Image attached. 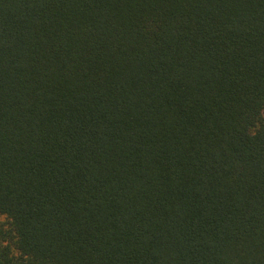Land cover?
I'll use <instances>...</instances> for the list:
<instances>
[{
    "label": "trees",
    "instance_id": "obj_1",
    "mask_svg": "<svg viewBox=\"0 0 264 264\" xmlns=\"http://www.w3.org/2000/svg\"><path fill=\"white\" fill-rule=\"evenodd\" d=\"M0 264H264V0H0Z\"/></svg>",
    "mask_w": 264,
    "mask_h": 264
}]
</instances>
